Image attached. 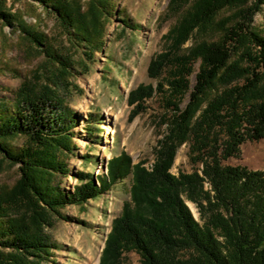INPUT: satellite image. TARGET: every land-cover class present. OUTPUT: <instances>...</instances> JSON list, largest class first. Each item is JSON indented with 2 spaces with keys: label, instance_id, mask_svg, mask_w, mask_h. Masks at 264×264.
<instances>
[{
  "label": "trees",
  "instance_id": "trees-1",
  "mask_svg": "<svg viewBox=\"0 0 264 264\" xmlns=\"http://www.w3.org/2000/svg\"><path fill=\"white\" fill-rule=\"evenodd\" d=\"M32 1L43 5L85 54L103 48L114 0ZM171 2L175 10L191 4L167 35L168 47L150 60L148 75L158 83H142L128 98L130 120L159 92L172 108L151 168L125 151L109 160L103 175L78 173L80 183L67 193L55 178L68 173L63 155L74 149L77 116L54 87L70 73L71 62L46 33L0 0V20L18 28L47 56L44 83L24 81L13 102L0 99V153L18 164L21 174L13 190L0 192V264L48 259L53 243L43 227L50 225L49 215L94 199L129 175L131 199L113 220L99 264H123L124 254L133 251L142 264H264V170L223 162L239 156L246 141L264 138V34L253 29L264 0ZM225 10H234L232 17L217 20ZM213 31H219L216 38H203L177 53L194 33ZM48 64L60 67L59 72ZM186 94L189 100L182 107ZM18 136L27 144H13ZM187 142L202 167L174 173L178 150Z\"/></svg>",
  "mask_w": 264,
  "mask_h": 264
},
{
  "label": "rangeland",
  "instance_id": "rangeland-1",
  "mask_svg": "<svg viewBox=\"0 0 264 264\" xmlns=\"http://www.w3.org/2000/svg\"><path fill=\"white\" fill-rule=\"evenodd\" d=\"M171 1L114 0L113 15L106 22L103 48L88 55L71 41L43 5L32 0H6L8 10L29 26L46 33L55 50L71 62L70 73L61 76L59 87H54L77 116L73 129L74 149L63 155L68 173L55 178V183L67 193L73 192L80 183L78 173L103 175L109 160L125 151L134 162L145 160V165L151 168L155 148L167 129L165 121L172 108L166 104V94L159 92L147 101L143 112L130 120L133 106L128 98L138 85L152 83L156 86L158 83L148 75L150 60L168 47L167 35L191 4L175 10ZM233 12L225 10L217 20L230 19ZM253 29L264 34V4L254 18ZM218 35L219 31L194 33L177 53L187 52L203 38L214 39ZM252 50L257 52L256 48ZM46 60L47 56L24 39L18 28L0 20V99L13 102L24 81L36 82L38 86L44 83ZM244 63L253 66L250 60ZM199 64L197 61L193 65L194 72L189 76L191 86L196 82ZM47 67L57 72L60 69L49 64ZM214 93L211 91L207 98ZM188 100L189 94L181 96V106ZM11 142L23 146L27 139L18 136ZM191 146L192 143L187 142L179 148L174 173L202 167L201 162L193 160ZM223 162L264 170V138L246 141L239 156ZM20 175L19 165L0 153V192L13 190ZM131 184L132 175H129L94 199L67 204L60 208L61 215L50 214L51 223L45 225L43 231L53 244L48 259L40 264H99L113 220L131 199ZM188 204L198 218L195 205ZM123 264H142L140 255L134 251L124 254Z\"/></svg>",
  "mask_w": 264,
  "mask_h": 264
}]
</instances>
